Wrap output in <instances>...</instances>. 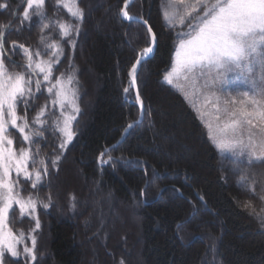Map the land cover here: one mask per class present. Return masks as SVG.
<instances>
[{"label": "trees", "instance_id": "1", "mask_svg": "<svg viewBox=\"0 0 264 264\" xmlns=\"http://www.w3.org/2000/svg\"><path fill=\"white\" fill-rule=\"evenodd\" d=\"M127 1L79 0L85 15L76 49L63 44L56 68L65 76L74 72L78 81L73 85L80 107L72 124L76 135L58 170L49 166L47 187L32 189L21 180L22 194L38 191L45 202L52 197L48 209L38 207L37 264H264V226L257 215L264 211L259 198L264 196V165L238 167L230 153L221 154L192 104L164 82L175 47L174 33L162 16L165 0H135L127 9L149 23L157 47L137 72L143 123L117 144L127 125L140 119L134 90L126 101L123 88L139 52L148 46L147 27L122 19ZM8 2L20 11L11 21V34L5 33L6 47L12 41L42 47L38 17L21 23L25 0ZM54 7L55 0H46L50 17L71 20L66 10L55 12ZM9 16L0 13V24L8 23ZM49 33L55 40L57 29L50 26L44 35ZM12 59L23 63L19 54ZM46 99L45 93L36 104ZM35 111L29 110V118ZM12 131L19 148L22 137ZM44 136L41 156L51 157L58 133ZM113 146V158L124 161L98 166L95 158ZM243 172L255 179V192L242 186ZM82 196L89 206H81ZM248 203L255 213L245 207ZM9 216L14 230L27 233L32 226L28 218L21 224Z\"/></svg>", "mask_w": 264, "mask_h": 264}, {"label": "snow or ice", "instance_id": "2", "mask_svg": "<svg viewBox=\"0 0 264 264\" xmlns=\"http://www.w3.org/2000/svg\"><path fill=\"white\" fill-rule=\"evenodd\" d=\"M128 2L124 4L122 19L141 22L126 10ZM61 9L66 10L71 20L50 17L46 0H25L21 23L38 17L42 47L33 49L15 41L6 47L5 33L13 31L11 21L20 10L13 9L8 0L0 2V13L10 14L9 22L0 24V264H37V233L41 229L38 207L48 209L52 197L49 194L45 202L38 191L22 194L21 180L32 189L47 187L49 166L58 170L67 145L76 135L72 124L80 107L78 88L73 85L78 81L74 72L65 76L56 65L64 56V43L75 51L85 14L79 0H55L54 11ZM162 16L175 36L174 56L164 80L181 90L184 86L192 87L191 96L184 92L185 99L194 107L199 104L196 110L208 129L209 139L221 154L230 153L238 167L264 165V0H165ZM143 23L148 24L146 20ZM50 26L57 29L55 40L51 33L44 35ZM147 33L148 46L139 52L129 72L128 86L123 88L126 101L130 89H136L132 99L140 105L141 118L127 125L125 135L143 123L137 66L157 47V35L151 26L147 27ZM17 54L21 55L22 64L12 59ZM68 63L74 68L71 56ZM9 66L22 70H10ZM241 80L248 90L237 89L233 94L229 82ZM45 93L46 102L37 105ZM34 107L36 111L29 118L28 112ZM209 114L215 123L204 119ZM12 130L22 137L19 148L15 146ZM48 131L58 133L56 151L51 157H43L39 144ZM116 147H106L100 152L101 165L124 161L123 157L113 158ZM239 179L242 186L255 192V179L249 180L246 172ZM259 198L264 200V196ZM72 201L74 210V196ZM245 207L252 205L248 203ZM252 211L255 213V208ZM10 213L11 221L18 219L21 224L28 218L32 226L27 233L23 228L14 230ZM257 215L264 226V211Z\"/></svg>", "mask_w": 264, "mask_h": 264}, {"label": "rangeland", "instance_id": "3", "mask_svg": "<svg viewBox=\"0 0 264 264\" xmlns=\"http://www.w3.org/2000/svg\"><path fill=\"white\" fill-rule=\"evenodd\" d=\"M177 27H180V25H177ZM170 70V69H169ZM168 70V71H169ZM163 80H164V78H163ZM164 82L165 83H167L165 80H164ZM168 84V83H167ZM170 85V84H169ZM170 86H173L174 88H176L177 90H179L180 92H182L183 93V95H184V92H188L189 93V95L191 96V94H192V87L191 86H184V88H183V90H181V88H178V87H176V86H174V85H170ZM229 88L233 91V94H235V91L237 90V89H239L240 91H245V90H248V86L241 80V81H230L229 82ZM185 96V95H184ZM192 99H195V97L194 96H192L191 97ZM189 101V100H188ZM193 106V105H192ZM199 107V104L197 103V105L194 107L193 106V108L195 109V111L197 112V108ZM208 112L210 113L211 112V109H210V107H209V109H208ZM59 113H58V111H57V115H58ZM197 114H198V112H197ZM199 115V114H198ZM200 117V116H199ZM201 118V117H200ZM204 119L205 120H208V121H210V122H212V123H215V121H214V119H213V117L209 114V115H206L205 117H204ZM100 155V154H99ZM99 155L95 158V160H96V162H97V164H98V166H100V167H102L103 165H101V163H100V161H99ZM88 160V159H87ZM87 199V197L86 196H82V198H81V201H80V203H81V206H89L88 205V201L86 200ZM10 215V214H9ZM93 252V251H92Z\"/></svg>", "mask_w": 264, "mask_h": 264}, {"label": "water", "instance_id": "4", "mask_svg": "<svg viewBox=\"0 0 264 264\" xmlns=\"http://www.w3.org/2000/svg\"><path fill=\"white\" fill-rule=\"evenodd\" d=\"M135 0H130V2H128V7L134 2ZM127 7V8H128ZM124 9V8H123ZM127 10V9H126ZM140 21H141V23H143V21H145V19H140ZM144 24V23H143ZM145 25V24H144ZM146 27H148V26H150L149 25V23L147 24V25H145ZM155 50H156V48H154V51H153V53L150 55V57L148 58V59H150L151 57H153V55H154V53H155ZM147 59V60H148ZM145 60H142L141 61V64H142V62H144ZM140 66L141 65H138L137 66V71H138V69L140 68ZM137 89H138V85H137ZM135 91H136V89H134ZM139 90V89H138ZM137 104L139 105V103L137 102ZM143 111V117H144V109L142 110ZM140 118H141V115H140ZM133 123H135V122H133ZM134 128V127H133ZM132 128V129H133ZM131 131V129H129L128 131H127V134L125 135V132L123 133V136H122V138L118 141L119 143H121L122 141H124L125 140V138L127 137V135L129 134V132ZM119 143H117V144H119Z\"/></svg>", "mask_w": 264, "mask_h": 264}]
</instances>
